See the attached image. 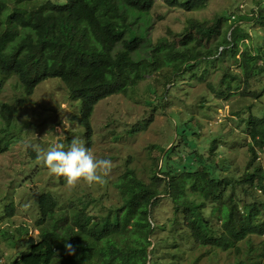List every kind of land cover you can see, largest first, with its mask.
I'll return each mask as SVG.
<instances>
[{"label": "trees", "instance_id": "trees-1", "mask_svg": "<svg viewBox=\"0 0 264 264\" xmlns=\"http://www.w3.org/2000/svg\"><path fill=\"white\" fill-rule=\"evenodd\" d=\"M65 1L60 5L52 0H0V73L7 79L16 76L26 97L41 82L61 79L82 104L89 139L96 105L128 93L159 70L162 51L163 62L178 71L185 63L192 66L196 60L214 58L219 78L208 83L201 106L211 109L209 93L218 100L239 92L231 110L237 126L227 120L210 126L188 114L183 130L171 134L161 148L152 174L145 177L128 167L114 182L120 202L106 206V213L97 206L110 202L108 196L79 206L77 198L62 205L59 198L42 195L38 242L16 264H180L162 259L159 252L161 246L187 239L195 246L239 255L241 243L247 242L248 256L240 262L262 264L252 257L251 240L264 237V43L244 40L250 38L252 21L264 30V5L253 15L238 8L237 19L228 25L231 12L208 23H192L183 34V50L173 53L169 50L174 43L161 39L153 55L145 58L144 34L137 28L142 14L157 0ZM166 1L193 11L210 0ZM3 107L10 121L17 108L6 103ZM237 144L245 148V160ZM28 152L36 156L32 148ZM59 183L66 184L64 177L59 176ZM162 195L173 204L176 236L155 241L153 211ZM65 240L75 248L74 255L68 253Z\"/></svg>", "mask_w": 264, "mask_h": 264}, {"label": "rangeland", "instance_id": "rangeland-1", "mask_svg": "<svg viewBox=\"0 0 264 264\" xmlns=\"http://www.w3.org/2000/svg\"><path fill=\"white\" fill-rule=\"evenodd\" d=\"M52 1L60 5L66 2ZM261 5L264 0H210L203 9L187 11L178 4L157 0L151 11L142 14L137 28L145 38L141 57L153 55L161 39L169 40L171 45L174 43L175 48L169 51L183 50V34L192 23H208L219 14L230 15L231 12L228 25L237 19L234 12L238 8L253 15ZM252 22L250 38L244 42H259L261 45L264 30L259 28L258 21ZM222 31L224 36L226 24H223ZM213 43L215 46V41ZM163 54L162 51L160 69L147 74L135 89L113 95L96 105L91 118V139L86 138L82 104L70 96L64 81L57 78L43 81L31 96L26 97L16 76L7 79L0 73V81L4 79L0 89V264H16L38 242V200L42 195L59 198L62 205L67 204L70 197L77 198L79 206L97 196H108L106 199L110 202L102 201L97 206L99 212L106 213L109 208L106 206L120 202L114 182L128 167L145 177L152 174L161 148L168 145L171 134L177 135L183 130V119H189L188 114L210 126L223 120L237 126L231 110L235 108L239 92L218 100H213V96H217L215 93H209L211 101L207 104H212L211 109L201 106L202 96L208 92V83L219 78L216 74L218 62L214 58L196 60L192 66L185 63L178 71L176 66L163 62ZM234 69L240 71L238 64ZM5 103L17 108L10 121L6 120ZM57 129L62 136L58 135ZM73 136L80 137L97 158L112 160L113 168L105 184L61 185L59 176L43 167L36 159L37 154L32 157L28 152L31 148L28 145L32 144L47 149L61 142L67 147ZM237 146L239 157L245 160V148L240 144ZM261 154L264 158V153ZM162 198L153 211L155 241L176 236L171 226L173 204L167 195ZM13 205L14 211L8 213ZM177 232L183 234L181 230ZM251 241L255 263L261 260L264 264V237L254 236ZM175 242L167 247L161 246L159 257L180 264H244L248 256L247 242L240 245L242 255L234 250L224 252L208 246H195L189 239ZM241 259L244 262H240Z\"/></svg>", "mask_w": 264, "mask_h": 264}, {"label": "clouds", "instance_id": "clouds-1", "mask_svg": "<svg viewBox=\"0 0 264 264\" xmlns=\"http://www.w3.org/2000/svg\"><path fill=\"white\" fill-rule=\"evenodd\" d=\"M57 133L59 136L63 135L60 129H57ZM28 146L36 152L37 161L51 174L64 177L69 187H76L81 182L89 186L103 185L113 168L111 159L97 158L78 136H73L67 147L61 142H56L47 149L34 144ZM65 247L69 254H75V248L67 240Z\"/></svg>", "mask_w": 264, "mask_h": 264}]
</instances>
